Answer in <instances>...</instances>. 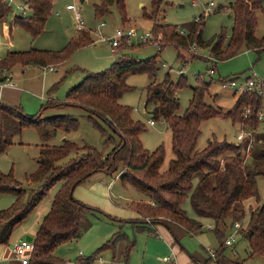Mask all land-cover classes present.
Listing matches in <instances>:
<instances>
[{"label": "trees", "instance_id": "trees-1", "mask_svg": "<svg viewBox=\"0 0 264 264\" xmlns=\"http://www.w3.org/2000/svg\"><path fill=\"white\" fill-rule=\"evenodd\" d=\"M160 2L161 0H152L153 11L144 14V18L152 22V36L160 34L163 43H171L177 48L184 49L188 45L190 47L194 39L192 31L178 36L177 30L180 26L172 27L159 22ZM51 4L52 0H28L30 15L16 16L13 24L22 27L31 38L39 36L43 33L44 24L51 12ZM113 4L122 12L123 23L126 18L123 13L124 0H100L94 6L96 15L107 14ZM260 7L261 0H235L230 5L234 21L230 36L227 37L222 31L218 38L204 42L201 30L194 39L195 44L208 48L212 60L216 62L238 56L243 48L264 51V38L255 36V11ZM9 12L10 8L0 0V19ZM89 36V31L79 30L77 36L57 53L36 49L8 52L0 60V83L7 80L3 73L18 64H34L42 68L62 64L80 47L92 44ZM157 70L154 58L140 60L127 51L119 53L109 69L97 74H87L80 84L71 87L65 102H54L50 99L48 106L42 107L33 116L25 115L20 107L0 103V153L20 136L24 127L36 128L42 142L41 153L36 159L37 172L27 177L31 184L37 185L41 182L37 190L27 192L14 179L12 173L0 174V195L14 196L13 203L0 210V244L8 242L14 227L38 207L54 184L62 183L59 191L54 194L50 210L39 223L38 231L31 240L34 248L28 259L30 264H62L54 256L56 246L79 236L88 225V213L94 210L73 196L75 188L95 173L103 171L112 176L123 167L120 181L149 195L148 201H133L129 204L141 214L143 220L151 217V223L160 221L171 230L176 225L183 227L187 233L201 230L202 219L210 220L219 240V246L215 249L217 263H235L227 259L224 254L225 241L222 244L220 239L224 234L223 227L227 226L228 217L233 219V225L234 222L242 223L246 217V210L241 207L244 199L249 197L259 201L257 179L264 176V132L254 135L252 144L244 138L237 145L227 141L209 140L207 147L198 151L196 142L201 133V123L212 117L230 118L234 123H242L243 127L247 126L256 131L260 122L258 115L262 97L256 92L241 94L233 107L223 114L219 108L206 105L209 84L199 82L192 89L190 106L181 112L177 90L186 86L184 77H180L176 84L168 77L156 83L154 78ZM66 73L59 82L63 81ZM144 73L151 80L145 88V106L152 107L153 120L164 122L172 133L174 159L163 173L160 172V167L164 149L158 147L149 152L142 148L139 135L143 127L131 117V108L119 102L131 89L126 83L128 76ZM66 107L84 109L87 119L96 126H99V120L104 122L116 134L118 142L110 153L103 155L86 144L79 147L69 140L67 134L75 132L79 127L78 119L71 115L43 117L47 109ZM245 108L250 110V114L244 119ZM100 130L104 133L102 128ZM58 131L63 132L64 140L59 145L47 147L45 143L52 141ZM108 141L115 142L112 137ZM257 145L261 148L255 151ZM70 154L75 156L62 163ZM187 205L192 209L194 218L188 214ZM133 222L138 221L134 219ZM137 227L141 229L144 226ZM239 232L248 241L250 255L264 254V202L249 212L247 221L241 224ZM118 238H122V234L116 235L108 246H113ZM132 247L133 243L128 244L126 252ZM88 262V258L80 259L75 264Z\"/></svg>", "mask_w": 264, "mask_h": 264}, {"label": "rangeland", "instance_id": "rangeland-1", "mask_svg": "<svg viewBox=\"0 0 264 264\" xmlns=\"http://www.w3.org/2000/svg\"><path fill=\"white\" fill-rule=\"evenodd\" d=\"M27 1L15 0L21 4H27ZM234 1L196 0L193 4L190 0H161L158 20L162 24L172 27L180 26V29L177 30L178 36L186 35L187 32L192 31V37L195 39L198 32L202 30L203 41L209 42L218 38L222 31L227 37L230 36L234 23L230 5ZM99 2L100 0H52L51 12L44 24L43 33L35 38L29 37L27 32L18 25L12 24L11 31L9 30L8 23L21 13L16 3L9 4V14L0 20V59L8 52H24L33 49L48 53L61 52L70 40L76 37L78 31L74 24L73 13L68 9L69 6H77L79 9L85 24H82L85 28L82 30L89 31L92 44L80 47L72 54V57L62 63L63 69L67 72L62 82H59L61 79L60 68L52 72L44 71V68L37 69L35 66L20 64L14 66L11 69L12 79L6 82L9 84L0 85L1 104L20 107L25 115L33 116L42 107L48 106L46 100L50 98L54 102H65L69 87L71 89V87L80 84L87 74H97L109 69L118 54L127 53V51L140 60L155 59L156 69H158L154 78L156 83H160L168 77L176 84L180 77H184L186 86L177 90L181 112L190 106L192 89L199 82L209 84L208 95L205 97L206 105L220 108L224 114L233 107L239 97V94L235 92L237 84L245 83L248 78L264 80V51L243 48L238 56L216 62L212 60L208 48L198 47L194 39L190 43V47L188 45L183 49L177 48L171 43H163L161 35L158 34L157 36L153 35L154 41L148 43L142 44L133 39L129 45L122 44L114 53L110 44L105 40L110 39L117 28L134 29L138 35L151 33L152 22L145 19L144 14L153 11L152 0H124L123 13L126 18L123 23L121 21L122 12L114 4L110 6L107 14L97 16L94 6ZM209 2L214 4L210 8V12L196 20L203 14ZM255 16L257 19L255 36L262 39L264 38V0H261V7L255 11ZM102 24H104L103 27H101ZM182 29L186 32H183ZM99 33L103 38H99ZM154 42H158L159 51ZM191 46H195V50H191ZM211 70L213 73H210ZM150 81L147 73L129 75L126 83L131 89L120 98L119 102L131 108V117L143 127L139 135L142 148L149 152L158 149V147L164 149L160 167V172L163 173L169 168L171 160L174 159L172 133L164 122L154 121L151 117L152 107L146 108L145 106V88ZM57 82L59 83L54 90H51V87ZM228 83H231L233 87H228ZM41 95L45 98L44 101L40 100ZM261 97L260 113H262L263 119L259 122L256 131L247 126L243 127L242 123H234L230 118L212 117L200 125L201 133L196 142V150H204L209 140L227 141L237 145L244 138V140L248 139L249 144H252L254 135L257 136L264 132V90ZM249 111L248 108L243 110L244 119L245 113L250 114ZM66 114L78 119V129L67 134V138L77 146L81 147L86 144L103 155H107L118 142L116 134H113L104 122L99 120V126H96L87 119L84 109L77 107L51 108L44 111L43 117ZM151 120L155 122L154 126H150L149 121ZM100 128L104 133H101ZM62 135L63 132L58 131L52 141L45 143L46 146L59 145L63 140ZM110 137L114 139V143H109ZM41 144L37 129L24 127L20 136L16 137L13 143L0 153V174L12 173L14 179L27 192L37 190L41 186V182L37 185L31 184L27 177L37 172L36 159L41 153ZM260 148V145H257L254 150L257 151ZM74 156V154H70L61 162L66 163ZM122 168L120 167L112 176L103 172L95 173L84 179L83 183L75 188L73 196L83 203H87L94 210L88 213V225L79 236L56 246L54 256L56 255L62 264H75L80 259L86 260L87 258L89 259L87 264H171V262L163 261L164 256L170 255L169 244L171 242L167 240L170 234L173 241L175 240L174 235L180 241V245L185 249L181 250L184 254L188 251L189 254L198 252L200 255L203 253L202 246L205 250L212 251L218 248L219 240H217L213 229H210L214 224L207 219H202V232L196 235L189 234L183 227L176 225L172 226V230L169 232L160 225L153 227L151 225L161 222L152 221L153 223H151V217L147 220L142 219L145 221L142 223L133 222L135 218H138L139 212L132 209L129 204L133 201H148L150 198L149 195L130 184L120 181L119 174L122 172ZM111 182L112 184L108 188ZM61 186L62 183L54 184L38 207L14 227L8 243L4 245L6 249L4 257L0 256L2 264H30L23 259L13 258L8 246L26 236L34 237L36 235L39 223L50 210L54 194L59 191ZM257 192L259 201L249 197L242 201L241 207L246 210L243 224L247 221L249 212L264 202V176H259L257 179ZM13 201L12 194L0 195V210L6 209ZM186 209L188 214L194 218L192 209L188 205ZM232 220L231 217H228L227 226L223 227L224 234L220 239L222 244L230 234L235 232ZM139 225L144 227L138 229ZM119 233L122 234V238H118L113 246H108L109 242ZM233 237L236 240L232 245L225 246V253L234 259V264H264V254L250 255L248 241L241 236L239 231ZM131 243H133V247L126 252L127 245ZM174 246L179 247L178 243ZM208 264H215L214 260Z\"/></svg>", "mask_w": 264, "mask_h": 264}, {"label": "built area", "instance_id": "built-area-1", "mask_svg": "<svg viewBox=\"0 0 264 264\" xmlns=\"http://www.w3.org/2000/svg\"><path fill=\"white\" fill-rule=\"evenodd\" d=\"M1 1H3L7 5L15 3V0H1ZM190 1L193 4H195L196 2V0H190ZM213 6L214 4H212V2H209L208 5L206 6L205 11L201 15L206 16L207 12H210V8H212ZM70 9L72 10L73 13L74 24L77 26L78 30L83 29L84 25H82L83 21L79 9L77 8V6H71ZM20 10L24 13L25 12L24 6H20ZM201 17L198 16L196 20L200 19ZM133 39H136L139 43L142 44L154 41V38L151 33L138 35L136 30L125 29V28H117L114 34L112 35V37L105 41H107L110 44L112 51L115 53L116 49L119 48L122 44L129 45ZM154 44L156 45V49L159 50L158 42H154ZM191 50H195V46H191ZM44 71H54V67L49 66L48 68H44ZM210 73H213V70H211ZM227 86L230 88L233 87L231 83H228ZM236 87L237 90L235 92L238 93L239 95L244 93H252V92L254 93L256 92L257 94L261 95L262 91L264 90V80L259 78H255V79L248 78L245 81V83H239L236 85ZM245 114H246L245 116H247V113ZM258 118L260 121L263 119L262 113L259 112ZM149 124L151 126H154L155 122L151 120L149 121ZM233 227L235 228V232L230 234L228 238H226L225 240L226 246L232 245L235 242L236 239L233 237V235L240 230L241 223L234 222ZM212 228L213 225L210 227V229ZM10 247L12 249L13 255L18 259H23V261H28L29 257H27L26 255L24 256V254H26V252L28 251H32L34 248L32 241L27 240L26 238L20 239L19 241L12 243ZM208 253L211 257L216 258L214 250L212 251L208 249ZM171 259L172 257H170V255H166L163 257V261L165 262L166 261L171 262Z\"/></svg>", "mask_w": 264, "mask_h": 264}, {"label": "crops", "instance_id": "crops-1", "mask_svg": "<svg viewBox=\"0 0 264 264\" xmlns=\"http://www.w3.org/2000/svg\"><path fill=\"white\" fill-rule=\"evenodd\" d=\"M18 6H17V8H18V10L21 12L19 15H17V16H27V15H30V11H28V8H27V4H21V3H19V2H15ZM5 4V3H4ZM14 4V3H13ZM6 6H8L9 8H10V5H7L6 4ZM20 6H24V13L20 10ZM71 6H69L68 7V9L70 10V11H72L71 9ZM4 18V17H3ZM2 18V19H3ZM15 18L16 17H14L12 20H11V22L10 23H8V28H10V26L14 23V20H15ZM1 20V19H0ZM84 24V23H83ZM85 25V24H84ZM104 26V24H102L101 25V27H103ZM7 27V26H6ZM83 29H85L84 27H83ZM82 30V29H81ZM11 31V30H10ZM79 33V30L77 31V34ZM100 33H99V38H103V37H100ZM77 36V35H76ZM30 37V36H29ZM107 42V41H106ZM0 60H2V59H0ZM26 66H35L37 69H43L42 67H40V66H38V65H26ZM51 66H53L54 67V71H52V72H55L57 69L59 70V68H60V73H61V76H60V78H62V76H63V74H65V70L63 69V64H59V65H51ZM6 77H7V80L5 81V82H2V83H0V85H3V86H6L7 84H9V83H6L7 81H11V79H12V76H11V69L9 70V71H5L4 73H3ZM11 84V83H10ZM43 91H44V89L43 88H41ZM69 89H70V87H69ZM40 100L41 101H44L45 100V98L43 97V95H41L40 97ZM51 99V98H50ZM50 99H48V100H46L47 102L48 101H50ZM220 109V108H219ZM228 111V110H227ZM36 114V113H35ZM151 126V125H150ZM61 138H63V140H64V136L62 135L61 136ZM60 138V139H61ZM100 172H103V171H100ZM100 172H98V173H100ZM104 173V172H103ZM121 174V173H120ZM120 174H119V177H120ZM111 184H112V182L108 185V188L111 186ZM75 197V196H74ZM149 200V199H148ZM81 201V200H80ZM142 216H141V214L139 213V216H138V218H135V221H138V222H143V220H142V218H141ZM156 225H160V226H162L167 232H169V231H171V229H169V227L168 226H166V225H164V224H162V223H160V224H154V225H151V226H153V227H155ZM202 232V230H199V231H197V232H190L189 234H197V233H201ZM31 238H33V237H31ZM174 238H175V240L173 241V237L171 236V234L169 235V237L167 238V240L168 241H170L171 243L169 244L170 245V257H172V259H171V264H208V262H210L211 260H214V263L215 264H218L217 263V260H216V258H214V257H211L210 255H209V253H208V250H205L204 249V247L202 246V248H201V250H203V253H201L200 255H199V253L197 254H194V253H191V254H189V253H187L188 251H186V254H184V252H182L181 250H182V248L184 249V247L182 246V245H180V241L177 239V237L174 235ZM23 239V238H22ZM9 240V239H8ZM176 241V242H175ZM16 242V241H15ZM172 242H173V244H172ZM8 243V242H7ZM7 243H5V244H7ZM176 243H178V245H179V247H176V246H174ZM5 244H0V256L1 257H4V253H5V247H4V245ZM11 245H9L8 247H10ZM10 249H11V247H10ZM185 250V249H184ZM205 250V251H204ZM207 252V253H206ZM11 253H12V249H11ZM225 255H226V253H224ZM27 257H30V255H31V251H28V252H26V254H25ZM12 256H13V258H16L14 255H13V253H12ZM217 257V256H216ZM226 257H227V259L229 260H231V262L233 261L234 262V259L232 258V257H230V255H226ZM16 259H18V258H16ZM20 260V259H19ZM165 262V261H164ZM166 262H168V261H166ZM0 263H1V260H0ZM234 264V263H233Z\"/></svg>", "mask_w": 264, "mask_h": 264}, {"label": "water", "instance_id": "water-1", "mask_svg": "<svg viewBox=\"0 0 264 264\" xmlns=\"http://www.w3.org/2000/svg\"><path fill=\"white\" fill-rule=\"evenodd\" d=\"M27 240H32V238L30 236H26L25 237Z\"/></svg>", "mask_w": 264, "mask_h": 264}]
</instances>
